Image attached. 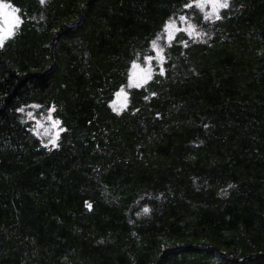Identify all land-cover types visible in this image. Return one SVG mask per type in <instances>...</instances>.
Segmentation results:
<instances>
[{
	"label": "trees",
	"instance_id": "obj_1",
	"mask_svg": "<svg viewBox=\"0 0 264 264\" xmlns=\"http://www.w3.org/2000/svg\"><path fill=\"white\" fill-rule=\"evenodd\" d=\"M3 2L0 264H264V0ZM180 15L206 35L169 43ZM52 107L58 147L28 117Z\"/></svg>",
	"mask_w": 264,
	"mask_h": 264
},
{
	"label": "snow or ice",
	"instance_id": "obj_2",
	"mask_svg": "<svg viewBox=\"0 0 264 264\" xmlns=\"http://www.w3.org/2000/svg\"><path fill=\"white\" fill-rule=\"evenodd\" d=\"M46 0H40V3H45ZM211 4V11L206 12L204 15L205 20H219L221 19L220 10L221 9H228L230 7V0H188L187 3H185V8H192L194 5L203 11L205 7ZM10 8V5H7L3 2V0H0V16L4 17L5 24L7 27H0V47H3L5 40L8 38H11L15 34V29L22 23V20L20 16L16 15L17 12H19V9L11 8L10 11L7 9ZM179 23H184L187 26L184 28H180L178 26ZM198 25L192 23V21L189 19L186 15H180L177 19L169 18V20L164 24L163 26V33L166 34V39L170 43L172 40L175 39V36L173 35V32H187L190 36L195 37H202L203 35H206V33L202 31H198ZM160 39L158 36L157 38L153 39L151 41L152 47L157 52V56L163 60L165 57L162 55L163 48L158 47L157 41ZM186 43V42H185ZM146 59L149 61V66L147 68H142L140 64L133 62V72H132V79L135 83L136 87H140L143 84H146L149 80L152 79V69H151V61L153 60V57L149 56L146 57ZM139 70V72L137 71ZM161 72H163V68H161ZM121 92H123V89H121ZM118 95H120L118 93ZM155 95V93H153ZM147 98V97H146ZM33 107L39 108L40 105H34ZM19 111L23 112L24 109L21 108ZM55 111V108L52 107L49 109L48 115L45 117V120L49 121V124H45L43 120H40L39 117L32 112L28 113V117L30 119L37 121L38 128L44 129V134L49 136V141L53 147H58V140L60 137V133L62 131H66L62 127V121L59 119L54 118L51 113ZM42 115V114H41ZM55 130V131H53ZM36 131L37 135H40V132L37 129H34ZM47 147V144L45 145ZM87 207L91 209L92 205L87 204ZM144 212H148V208L143 209Z\"/></svg>",
	"mask_w": 264,
	"mask_h": 264
},
{
	"label": "rangeland",
	"instance_id": "obj_3",
	"mask_svg": "<svg viewBox=\"0 0 264 264\" xmlns=\"http://www.w3.org/2000/svg\"><path fill=\"white\" fill-rule=\"evenodd\" d=\"M4 3L7 4V5H9V4L6 3V2H4ZM11 8H13V7L10 6V8L7 9V10L10 11ZM197 8H198V7H197ZM198 9L201 11L200 8H198ZM210 11H211V4H208V5L205 7V9H204L203 11H201V12L205 15L206 12H210ZM16 15H17V14H16ZM178 26H179V25H178ZM186 26H187L186 24L182 23V25H180L179 27H180V28H184V27H186ZM0 27H7V25L5 24V20H4V17H3V16H0ZM175 33H176V32H173V35H174ZM148 66H149V64L147 63V64H146L144 67H142V68H147ZM137 71L139 72V70H137ZM132 72H133V69H132ZM131 80H132V83L135 84L134 81H133V79H132V76H131ZM118 93H119L120 95H118ZM118 93H117L115 99H114L113 102H112V107H113L115 110H117V111H121V110H123V109L126 107V105H127V103H128V100H127V93H126L125 90H123V92H121V90H120ZM51 115L53 116L52 113H51ZM53 117H54V116H53ZM54 118H56V117H54ZM56 119H58V118H56ZM43 121H44V123H45L46 125L50 123L49 121L45 120V118L43 119ZM36 129L40 132V137H41L43 140L49 141V136L44 134V129H43V128H38V126H37ZM53 131H55V130H53Z\"/></svg>",
	"mask_w": 264,
	"mask_h": 264
}]
</instances>
